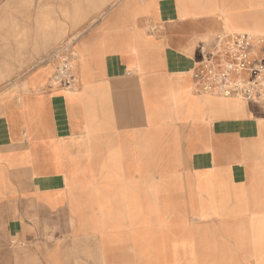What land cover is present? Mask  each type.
Returning <instances> with one entry per match:
<instances>
[{
  "label": "crops",
  "instance_id": "crops-1",
  "mask_svg": "<svg viewBox=\"0 0 264 264\" xmlns=\"http://www.w3.org/2000/svg\"><path fill=\"white\" fill-rule=\"evenodd\" d=\"M84 2L88 0H83ZM91 1V0H89ZM264 0H118L0 90V264H264V102L200 93Z\"/></svg>",
  "mask_w": 264,
  "mask_h": 264
},
{
  "label": "rangeland",
  "instance_id": "rangeland-1",
  "mask_svg": "<svg viewBox=\"0 0 264 264\" xmlns=\"http://www.w3.org/2000/svg\"><path fill=\"white\" fill-rule=\"evenodd\" d=\"M118 0H0V90L74 44L97 16Z\"/></svg>",
  "mask_w": 264,
  "mask_h": 264
},
{
  "label": "built area",
  "instance_id": "built-area-1",
  "mask_svg": "<svg viewBox=\"0 0 264 264\" xmlns=\"http://www.w3.org/2000/svg\"><path fill=\"white\" fill-rule=\"evenodd\" d=\"M206 47H200L203 58L191 74L200 93L264 102V35L219 34ZM72 54L70 45L54 54L58 65L51 80L53 87L69 92L78 87Z\"/></svg>",
  "mask_w": 264,
  "mask_h": 264
},
{
  "label": "bare ground",
  "instance_id": "bare-ground-1",
  "mask_svg": "<svg viewBox=\"0 0 264 264\" xmlns=\"http://www.w3.org/2000/svg\"><path fill=\"white\" fill-rule=\"evenodd\" d=\"M211 97H215V96H211ZM217 97H219V96H217ZM217 97H216V98H217ZM221 98H222V97H221Z\"/></svg>",
  "mask_w": 264,
  "mask_h": 264
}]
</instances>
